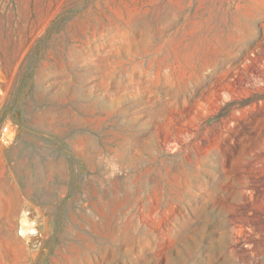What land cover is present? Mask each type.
<instances>
[{"label":"rangeland","instance_id":"374dc122","mask_svg":"<svg viewBox=\"0 0 264 264\" xmlns=\"http://www.w3.org/2000/svg\"><path fill=\"white\" fill-rule=\"evenodd\" d=\"M6 125L0 264H264V0H0Z\"/></svg>","mask_w":264,"mask_h":264},{"label":"built area","instance_id":"2783aa9c","mask_svg":"<svg viewBox=\"0 0 264 264\" xmlns=\"http://www.w3.org/2000/svg\"><path fill=\"white\" fill-rule=\"evenodd\" d=\"M13 137H14V132L11 130L9 125H6L5 127H3L0 130V145H7L8 143H10V141L12 140ZM22 218L26 223L27 222L33 223V226H34V222L31 220V214L27 210L23 211L18 218L19 228L17 231V235L22 237L23 239H27V237H29V235L25 234V232L21 229Z\"/></svg>","mask_w":264,"mask_h":264},{"label":"bare ground","instance_id":"6f19581e","mask_svg":"<svg viewBox=\"0 0 264 264\" xmlns=\"http://www.w3.org/2000/svg\"><path fill=\"white\" fill-rule=\"evenodd\" d=\"M33 228V223L30 222H25L22 218L21 220V229L25 232V233H31L34 232Z\"/></svg>","mask_w":264,"mask_h":264}]
</instances>
